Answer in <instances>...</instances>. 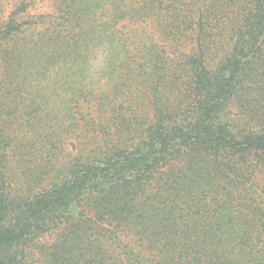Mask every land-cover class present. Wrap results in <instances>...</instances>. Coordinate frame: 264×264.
Masks as SVG:
<instances>
[{
	"label": "trees",
	"instance_id": "trees-1",
	"mask_svg": "<svg viewBox=\"0 0 264 264\" xmlns=\"http://www.w3.org/2000/svg\"><path fill=\"white\" fill-rule=\"evenodd\" d=\"M51 5L24 0L0 30L12 103L39 112L29 174L0 126V264H264V0Z\"/></svg>",
	"mask_w": 264,
	"mask_h": 264
},
{
	"label": "rangeland",
	"instance_id": "rangeland-1",
	"mask_svg": "<svg viewBox=\"0 0 264 264\" xmlns=\"http://www.w3.org/2000/svg\"><path fill=\"white\" fill-rule=\"evenodd\" d=\"M22 1H24V0H0V30L3 29L4 25L9 20L11 13H13L16 6ZM25 1L30 2L31 4L32 3L34 4V7H31V8H33L32 10H34L36 13H40V12L41 13H47V14L52 13L51 0H44V1L25 0ZM222 20H224V19H222ZM217 26L219 27V25H217ZM36 33L37 32H35L34 35ZM12 41H10L8 44L6 43L7 48L10 47L9 50L11 49V46L13 45ZM4 44H5V42H4ZM3 50H4V47L0 49V54ZM0 58H1V55H0ZM4 72L5 71H4L3 64L0 61V126L3 125L5 122H13V124L16 125V127L13 128L14 131L9 132V134H10L11 139L13 140L12 146L20 148L18 151L19 154L18 155H17V153L16 154L15 153L14 154L9 153V154L11 155V158L13 160V164L16 163V167L18 168V172L21 174H29L27 171H30L31 167H32V163H31L32 159H30V155H29V154H31L32 149H30L29 145L32 143H31L30 139H27V138H31L32 135H31L30 130L27 129V125H26L25 121L28 118L31 119V118H34L36 115H39V112H38L37 106L35 104H34V106L29 105V107L26 110H23L22 105L19 104V107L17 108L15 106V104L12 103V96H13L12 92H14L16 88L14 86L10 87L9 86L10 83L5 82L6 76H5ZM41 75H43V76H41L40 78L44 77L40 81L41 86H45L46 80L49 76H53L54 79H61L60 71H58V66L56 67V69H54L53 73L45 72V74L41 73ZM12 83L15 84V81L13 80ZM58 97L59 98L55 100L56 101L55 107L60 103V100L63 97L60 92L58 94ZM118 100L121 103L125 102V99L121 98V97ZM114 101L116 102V100H114ZM41 106H44V105H41ZM94 108H95L94 103H92V101L88 102L86 104H82L81 107L79 108L80 120L86 119L88 122L90 120H92L95 117V109ZM123 108L125 109L126 107H124V105H123ZM43 109L44 108L42 107V110ZM49 113H50V111H49ZM55 113H57V112H55ZM55 113L53 115H52V113L49 114V117L53 118ZM41 115H42V112H41ZM60 116H61V114H60ZM66 116H68V113H66ZM235 117L238 120H244V119H241L243 116H241L239 114L236 115ZM251 123L252 122H250V124ZM86 131L90 132L89 136L91 138H92L93 134H95L94 131L92 132L91 128L90 129H84L80 132V133H82V134H80V137H79V134H78V136H76L77 135V133H76L74 138H78L77 141H75L73 139H69L67 137L64 138L60 143H58L56 141L55 143H56L57 151L52 156L56 157L59 161H61V163L63 165V162H65L63 160L64 156L73 157L76 154L77 151L75 148H79V147H76V145L78 143L80 144V142L83 141L84 137L88 136ZM57 133H58V131L56 132V134ZM131 135L132 134H130L129 131H126V133L124 134L125 137H130ZM33 141H34V139H33ZM44 145H46V147H45V149H43L42 153L40 154L41 159H45V157H46L45 156V150H48L47 148H49L51 144H49V143L46 144V142L44 141ZM88 150H90V148H88ZM13 157H14V159H13ZM249 164L247 162L245 168L247 169V171L249 173H251ZM252 184H255L253 186L255 187L257 196L260 195L259 190L262 193H264V174L262 176L261 175L253 176L252 177ZM257 185H258V189H257ZM250 196L254 198L253 193H252V195H248V198ZM235 197H238V196L235 195ZM194 213H195V208L192 209V214H193L192 218L198 219L199 216L195 215ZM208 213H209L208 209L206 210L204 208V210H202V212L200 213L201 219L208 218V216H209ZM261 221H263V220H261Z\"/></svg>",
	"mask_w": 264,
	"mask_h": 264
}]
</instances>
